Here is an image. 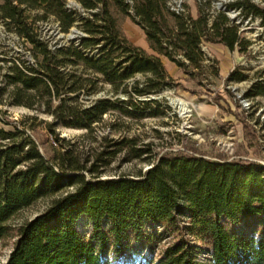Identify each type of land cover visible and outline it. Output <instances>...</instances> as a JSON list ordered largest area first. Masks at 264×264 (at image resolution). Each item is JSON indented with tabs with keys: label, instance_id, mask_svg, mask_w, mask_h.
Instances as JSON below:
<instances>
[{
	"label": "trees",
	"instance_id": "1",
	"mask_svg": "<svg viewBox=\"0 0 264 264\" xmlns=\"http://www.w3.org/2000/svg\"><path fill=\"white\" fill-rule=\"evenodd\" d=\"M130 1L76 0L80 13L67 7L68 0L0 2L7 31L29 44L32 57L4 59L10 64L1 90L10 104L51 116L44 126L57 145L46 155L26 128L0 127V243L15 239L5 264H120L135 247L149 252L139 264H264L263 164L176 153L160 156L144 172L104 178L117 153L142 156L135 139L104 135L102 151L85 152L79 141L55 132L63 125L97 138L106 115H157L147 110L158 100L146 98L172 81L162 56L195 76L207 67L204 43L247 49L240 26L223 10L209 15L199 0L196 18L187 8L170 10L166 0ZM228 7L264 18V10L249 0ZM121 17L142 27L152 53L126 36ZM49 18L63 33L77 26L78 40L52 47L41 34ZM228 78L241 81L245 75L232 71ZM105 85L106 94L98 95ZM259 95L263 80L246 92ZM45 198L46 209L13 222ZM80 221L91 230L80 231ZM155 226L171 239L157 252L159 233L149 230ZM191 236L206 247L205 261L189 243Z\"/></svg>",
	"mask_w": 264,
	"mask_h": 264
},
{
	"label": "rangeland",
	"instance_id": "2",
	"mask_svg": "<svg viewBox=\"0 0 264 264\" xmlns=\"http://www.w3.org/2000/svg\"><path fill=\"white\" fill-rule=\"evenodd\" d=\"M199 1L209 15L223 10L240 26L243 36L249 42L246 51H231L222 44L204 43L202 49L206 54L204 63L207 67L196 71L195 76L185 73L174 62L169 66L165 59V67L172 81L170 85L152 94V99H157L158 104H147L151 107L147 112L150 109L155 110V116L147 114L137 118L126 115L121 116L123 122L117 118L118 112L106 115L104 121L97 126L96 135L94 134L97 138L86 135L83 129L58 125L55 132L64 139L79 141L85 152L92 149L102 151L105 144L100 138L104 135L115 140L123 137L135 139L136 146L144 150L140 158L133 159L124 151L117 153L107 165L106 173L102 177L144 172L160 156L176 153L221 161H254L264 165V96H246L253 82L264 81V18L246 13L244 8L228 7V4L235 0ZM249 1L264 10V0ZM166 4L170 10L179 8L184 12L187 8L193 18L197 17V0H166ZM67 7L78 9L76 0H68ZM78 10L80 13V9ZM120 19V26L126 36L139 46L144 37L142 27L129 17ZM41 34L54 47L69 41L76 42L81 32L77 26H73L67 33H63L58 23L49 18L41 23ZM29 48V44L22 43L12 31H7L5 22L0 17V127L7 130L13 129L14 126L26 128L38 139L41 150L49 155L50 147L57 146L53 136L44 126V121H50L51 116L10 104L7 93L1 90L4 87L3 75L10 64L4 59L21 56L32 60ZM209 66L216 69L217 76ZM232 71L243 73L245 79L230 80L228 77ZM103 88L98 95L106 94L108 86ZM180 98L186 102L189 110L186 113H181L176 104ZM111 123H118L116 129L110 126ZM48 203L49 199L39 200L22 210L13 222L20 223L34 217L46 209ZM78 228L84 233L91 230L90 224L84 221L78 223ZM153 228L159 233L157 252L171 239L162 228L155 226L149 227V230ZM188 240L191 245L196 246L198 259L205 261L206 247L194 236ZM14 241L15 239L11 238L0 243V264H5ZM148 253L140 247L129 249L121 258L120 264H139L145 260Z\"/></svg>",
	"mask_w": 264,
	"mask_h": 264
},
{
	"label": "crops",
	"instance_id": "3",
	"mask_svg": "<svg viewBox=\"0 0 264 264\" xmlns=\"http://www.w3.org/2000/svg\"><path fill=\"white\" fill-rule=\"evenodd\" d=\"M139 46L140 47H142L143 49H145V50H149V47H148V44H147V42H146V40H145V34H144V37H143V40H142V42L139 44ZM149 52V51H148ZM151 52V51H150ZM149 52V53H150ZM165 59L169 62V66H171V61L170 60H168L166 57H161V60H162V63H163V65H164V67L166 66V63H165ZM165 69H166V67H165Z\"/></svg>",
	"mask_w": 264,
	"mask_h": 264
},
{
	"label": "bare ground",
	"instance_id": "4",
	"mask_svg": "<svg viewBox=\"0 0 264 264\" xmlns=\"http://www.w3.org/2000/svg\"><path fill=\"white\" fill-rule=\"evenodd\" d=\"M176 104L178 105L181 113H186L189 111L186 102L181 98L176 101Z\"/></svg>",
	"mask_w": 264,
	"mask_h": 264
},
{
	"label": "built area",
	"instance_id": "5",
	"mask_svg": "<svg viewBox=\"0 0 264 264\" xmlns=\"http://www.w3.org/2000/svg\"><path fill=\"white\" fill-rule=\"evenodd\" d=\"M128 2H131L130 0H127ZM172 11L176 12V13H179L181 12V9L179 8H172ZM183 11V10H182Z\"/></svg>",
	"mask_w": 264,
	"mask_h": 264
},
{
	"label": "water",
	"instance_id": "6",
	"mask_svg": "<svg viewBox=\"0 0 264 264\" xmlns=\"http://www.w3.org/2000/svg\"><path fill=\"white\" fill-rule=\"evenodd\" d=\"M152 98H154V96L153 95H150L149 97H148V99H152ZM150 168V167H149Z\"/></svg>",
	"mask_w": 264,
	"mask_h": 264
}]
</instances>
